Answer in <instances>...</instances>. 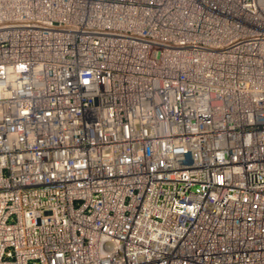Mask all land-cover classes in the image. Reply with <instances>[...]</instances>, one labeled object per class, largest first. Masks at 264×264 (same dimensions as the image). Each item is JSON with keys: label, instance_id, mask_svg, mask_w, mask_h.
Returning a JSON list of instances; mask_svg holds the SVG:
<instances>
[{"label": "built area", "instance_id": "obj_1", "mask_svg": "<svg viewBox=\"0 0 264 264\" xmlns=\"http://www.w3.org/2000/svg\"><path fill=\"white\" fill-rule=\"evenodd\" d=\"M0 264H264V0H0Z\"/></svg>", "mask_w": 264, "mask_h": 264}]
</instances>
